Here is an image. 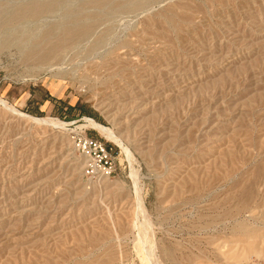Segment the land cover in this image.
I'll return each instance as SVG.
<instances>
[{"label":"rangeland","instance_id":"374dc122","mask_svg":"<svg viewBox=\"0 0 264 264\" xmlns=\"http://www.w3.org/2000/svg\"><path fill=\"white\" fill-rule=\"evenodd\" d=\"M0 99V264H264V0H0Z\"/></svg>","mask_w":264,"mask_h":264},{"label":"bare ground","instance_id":"6f19581e","mask_svg":"<svg viewBox=\"0 0 264 264\" xmlns=\"http://www.w3.org/2000/svg\"><path fill=\"white\" fill-rule=\"evenodd\" d=\"M131 1V0H130ZM100 2V1H99ZM98 2V3H99ZM102 3V2H101ZM112 3V2H111ZM133 3V2H132ZM146 3V2H145ZM53 4V3H52ZM158 4V3H157ZM45 6V5H44ZM125 6V5H124ZM128 7V6H127ZM44 7L43 6H37V5H32V6H30V7H22V8H20V9H18L17 11H15L16 13V16L17 17H21V16H25V15H27V14H33V15H37V14H39V12L43 9ZM11 9V8H10ZM51 9V8H50ZM96 9V8H95ZM99 9V8H98ZM102 9H104V8H102ZM111 9V8H110ZM133 9V8H132ZM114 10V9H113ZM137 10V9H136ZM142 10V9H141ZM82 12V11H81ZM100 12V11H99ZM109 12V11H108ZM112 12V11H111ZM5 13V12H4ZM101 13V12H100ZM2 14H3V12H2ZM8 14V13H7ZM102 14V13H101ZM108 14V13H107ZM117 15H118V13H117ZM120 15V14H119ZM107 16V15H106ZM114 16H115V14H114ZM103 18V17H102ZM73 20V19H72ZM84 21V20H83ZM95 21V20H94ZM88 28V27H87ZM86 27H81V28H78V27H75V26H72V28L71 29H69V30H66L63 34H62V37L60 38V39H58L57 40V42H55V44H53L54 46L53 47H49L50 49L47 51H43L45 48H43V50L42 51H39V52H34L36 55H38L39 57V59H40V57H41V59L42 58H44L45 56H46V54L47 53H49V52H52L54 49H55V47L57 48L58 47V45L60 44V43H62V41H63V39H66L67 40V38L68 39H76V38H79V37H81V36H83L85 33H86V31L88 30ZM90 28V27H89ZM91 29V28H90ZM89 31V30H88ZM51 33V32H50ZM55 33V32H54ZM87 36V35H86ZM92 37V36H91ZM68 41V40H67ZM48 48V47H47ZM38 51L37 50V48L36 49H34V51ZM40 50V49H39ZM30 52H33L32 50L30 51ZM34 53H32V54H34ZM31 54V53H30ZM31 54V55H32ZM34 54V55H35ZM31 55H30V57H31ZM37 59V58H36ZM56 66V65H55ZM0 102H2V104L4 105V106H6V107H8L9 109H11V110H13V111H16L15 113H20L21 115H23L24 117H26V118H28V119H31V120H33V121H35V122H52V123H54V124H57V125H62L63 124V122H61V121H59V120H52V119H50V118H38V117H32V116H28V115H26V114H24V113H22L21 111H19V110H17V109H15L14 107H12V106H8V104L7 103H5L4 101H2L1 99H0ZM86 121L89 123V125L90 126H92L93 128H95V129H97L101 134H104L106 137H109V138H111V139H113L114 141H118L117 140V138H116V135L115 134H113L108 128H106V127H104L103 125H101V124H99V123H97V122H95L93 119H90V118H86ZM132 176L134 177V175L132 174ZM243 209V208H242ZM243 225V224H242ZM243 226H245V225H243ZM245 228V227H244ZM144 234V233H143ZM143 237V236H142ZM142 242H143V240H142ZM145 243V242H144ZM137 244V243H136ZM151 257V256H150ZM149 259V258H148ZM144 260V259H143ZM150 261V260H149ZM146 262H148V261H146Z\"/></svg>","mask_w":264,"mask_h":264},{"label":"built area","instance_id":"2783aa9c","mask_svg":"<svg viewBox=\"0 0 264 264\" xmlns=\"http://www.w3.org/2000/svg\"><path fill=\"white\" fill-rule=\"evenodd\" d=\"M85 145H87L89 148H93L95 151L100 152L104 157H106L104 148L100 143H97L96 141L89 140L85 142ZM107 160H105L106 162Z\"/></svg>","mask_w":264,"mask_h":264}]
</instances>
